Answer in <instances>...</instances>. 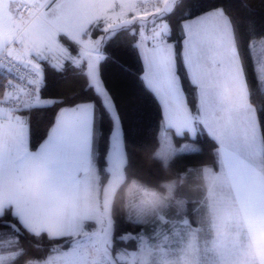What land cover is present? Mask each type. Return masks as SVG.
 I'll list each match as a JSON object with an SVG mask.
<instances>
[{
	"label": "snow or ice",
	"instance_id": "6c2138e0",
	"mask_svg": "<svg viewBox=\"0 0 264 264\" xmlns=\"http://www.w3.org/2000/svg\"><path fill=\"white\" fill-rule=\"evenodd\" d=\"M184 6L0 0V70L12 77L0 85V264H264V33L251 20L243 26L226 0L196 16L180 11L172 43ZM123 33L143 60V90L162 109L150 158L167 170L201 151L176 147L169 132L193 140L203 132L212 166L154 183L132 171L123 118L100 73ZM61 59L79 70L87 100L42 96L47 72L66 71ZM48 107L59 110L33 148L31 115ZM190 180L199 192L191 215L181 198ZM118 207L137 232L117 235ZM22 236L44 254L32 255ZM129 241L133 250L122 246Z\"/></svg>",
	"mask_w": 264,
	"mask_h": 264
},
{
	"label": "trees",
	"instance_id": "16d2710c",
	"mask_svg": "<svg viewBox=\"0 0 264 264\" xmlns=\"http://www.w3.org/2000/svg\"><path fill=\"white\" fill-rule=\"evenodd\" d=\"M225 2L226 0H184V8L179 10L177 15L172 18L174 32L173 39L170 42L180 43L179 32L176 31L180 11L196 16ZM241 2L247 4L251 11L243 9ZM230 3L232 14L241 18L243 26H246L247 21L251 20L257 30L264 33V0H230ZM99 34V32H94L93 37ZM138 38L139 36L136 37V40ZM133 42L130 35L123 33L118 42L107 46L105 53L109 58L100 65L101 77L123 118L132 171L143 180L154 183L160 178L174 176L185 168L200 167L201 165L212 166L213 143L203 132H199L194 140L190 137L180 138L176 137L175 134L173 135L176 146H180L185 142H193L199 145L201 151L199 154H185L175 158L167 170H163L159 163L150 158L152 150L159 141L162 109L159 102L142 88L139 77L143 74V60L139 57L138 50L134 51L131 47ZM69 50L74 54L78 53V47H70ZM65 65L67 67L64 72H47L46 87L42 91V96L59 99L75 97L80 100H87L90 93L84 88V80L80 76L79 70L73 68L71 62H65ZM249 75L251 77V69ZM2 83L3 77L0 76V84L2 85ZM58 110V108L48 107L32 113L29 129L30 146L35 148L43 142ZM196 183V181L190 180L182 188L181 198L187 197L189 199L187 208L190 215L191 209L196 206L195 201L199 198ZM116 227L117 235L123 232L135 233L138 231L137 228L124 222L123 212L119 207L116 213ZM21 243L32 255L44 254L43 252H36L34 247L36 242L31 237L22 236ZM42 244L43 248L47 250L49 247L48 241L45 239ZM134 244V241H129L122 246L133 249Z\"/></svg>",
	"mask_w": 264,
	"mask_h": 264
},
{
	"label": "rangeland",
	"instance_id": "374dc122",
	"mask_svg": "<svg viewBox=\"0 0 264 264\" xmlns=\"http://www.w3.org/2000/svg\"><path fill=\"white\" fill-rule=\"evenodd\" d=\"M149 27H150V25H149ZM100 35V34H99ZM98 35V36H99ZM98 36H96V37H98ZM96 37H93V38H96ZM70 51V50H69ZM70 53H71V55L73 56V57H78L79 56V51H78V53L77 54H74V53H72L71 51H70ZM57 55H59V54H57ZM53 62H55V60H53ZM60 62L62 63V64H65V62L66 61H64L63 59H61L60 60ZM77 62H79V61H77ZM169 135L171 136V132H169ZM159 137H161V129H160V132H159ZM172 137V140H173V136H171ZM160 139V138H159ZM173 143H174V141H173ZM186 143V142H185ZM189 143V142H188ZM191 143H193V142H191ZM175 144V143H174ZM198 148H199V145L198 144H196V143H194ZM177 147V146H176ZM179 147V146H178ZM184 199H186L187 200V202L189 201V199H187V197H184ZM187 205H188V203H187ZM191 205H193V204H191ZM191 205H189V206H191ZM129 250H133V249H129Z\"/></svg>",
	"mask_w": 264,
	"mask_h": 264
},
{
	"label": "built area",
	"instance_id": "2783aa9c",
	"mask_svg": "<svg viewBox=\"0 0 264 264\" xmlns=\"http://www.w3.org/2000/svg\"><path fill=\"white\" fill-rule=\"evenodd\" d=\"M0 76L3 77V83L4 84L6 82L7 79L12 78L11 76H9L8 74H6L3 70H0ZM1 85V84H0Z\"/></svg>",
	"mask_w": 264,
	"mask_h": 264
},
{
	"label": "crops",
	"instance_id": "0c3cea01",
	"mask_svg": "<svg viewBox=\"0 0 264 264\" xmlns=\"http://www.w3.org/2000/svg\"><path fill=\"white\" fill-rule=\"evenodd\" d=\"M157 3H158V6L159 7H163V0H157ZM139 39V38H138ZM67 62V61H66ZM171 132V136H173L174 135V130H172V131H170ZM160 138V137H159ZM186 143H188V142H186ZM189 143H191V142H189ZM184 144V143H183ZM178 147V146H177Z\"/></svg>",
	"mask_w": 264,
	"mask_h": 264
}]
</instances>
